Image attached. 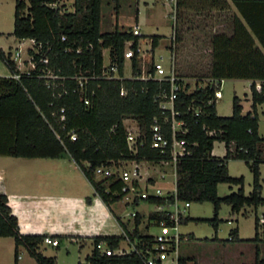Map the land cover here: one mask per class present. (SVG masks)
Returning a JSON list of instances; mask_svg holds the SVG:
<instances>
[{
	"label": "trees",
	"instance_id": "1",
	"mask_svg": "<svg viewBox=\"0 0 264 264\" xmlns=\"http://www.w3.org/2000/svg\"><path fill=\"white\" fill-rule=\"evenodd\" d=\"M103 1L73 0V12H64L62 8L55 6L57 0H15L10 35L18 39H34L42 44L41 52L49 47L48 67L57 76H72L78 72L88 76L98 75L101 72L103 49H109L110 58L116 63L121 76L125 42L133 40V45H136L138 38L132 36L131 30L100 32ZM176 1L180 5L181 0ZM231 1L238 16L233 18L231 35L218 33L211 38L209 77L260 82V87L254 82L250 84V111L242 114L240 99L233 96L231 115H217L215 103H208L213 96V88L209 86L188 92L189 86L186 85L175 102L179 118L188 126L184 138L189 150V154L181 158L176 166L177 197L189 202L212 203L214 217L195 220L208 221L215 230L222 203L229 205L231 211L236 213L244 206L257 208L264 204L259 181V164L262 162L260 146L264 142V136L258 134L257 113V106L264 105V52L253 38L254 35L264 49V35L258 29L262 22L259 17L264 18V0ZM149 39L152 46L156 47L160 37L153 35ZM88 44L92 45L90 50H86ZM78 46L85 52L76 54ZM66 48L71 50L65 52ZM0 60L10 73H18L10 51L0 49ZM42 68V64H37L29 75L20 74L19 80L0 77V156L27 159L69 157L92 187L94 195H98L111 212L110 205L121 199V195H113L121 183L119 180H97L94 169L99 165H107L110 161L140 160L143 157L152 159L158 156L148 146L139 148L137 154H132L125 143L123 125V120L132 119L148 135L153 117H160L154 101L158 83L134 78L89 79L86 96L90 103L84 105L79 93L71 90L75 87L73 80L64 81L68 91L61 95L60 79L53 81L56 87H46L45 80L38 76ZM131 73L133 76L139 73L135 57L131 60ZM163 86L167 88L168 85ZM121 89L126 90L125 96L120 95ZM60 108H64V121L59 120ZM193 108L200 109L198 115H195ZM210 130H214L215 134L208 135L207 131ZM71 131L77 135L74 141L68 136ZM215 141L224 142L226 152L223 157L211 154ZM230 142L238 149L237 153L231 154L228 151ZM229 159L243 160L252 172V190L248 195L244 194L242 177L229 176ZM220 183L240 184L241 187L236 192L219 197L217 186ZM87 201L90 202V199L87 198ZM139 221L140 216L136 215L135 230L130 235L131 238L142 236L138 229ZM254 224L253 239H239L235 227L230 229L227 241H259L256 217ZM121 225L126 229L125 225ZM0 237L13 238L14 264H17L20 246L27 250L36 264H58L56 256H45L39 251L45 235L19 232L18 219L8 205L7 196L2 193ZM98 241H105L115 247L121 238L95 236L92 237V246ZM85 261L89 264H142L135 254L105 257L95 248L85 257ZM185 262L182 259V264H186ZM253 264H264V256L261 257L257 249Z\"/></svg>",
	"mask_w": 264,
	"mask_h": 264
},
{
	"label": "rangeland",
	"instance_id": "2",
	"mask_svg": "<svg viewBox=\"0 0 264 264\" xmlns=\"http://www.w3.org/2000/svg\"><path fill=\"white\" fill-rule=\"evenodd\" d=\"M175 0H104L101 3L100 32H111L114 30L129 31L135 25L138 26L141 37L139 44L147 47L150 36L160 37L157 55L168 58L167 48L171 44L174 48V62L176 71L184 77L193 90V83L199 80L202 84L206 81L201 79L207 75L209 64L208 57V32L204 25L208 24L206 11H186L187 2L181 3V8H175ZM118 5V7H117ZM56 7L62 8L64 12H73V0H57ZM13 28V4L7 0H0V45L4 49L9 46L14 48L17 40L10 35ZM176 35V41L171 37ZM31 43L25 41L22 50L29 47ZM108 50L105 51V56ZM22 57H25L23 52ZM0 68L5 71V65L0 61ZM125 74L129 75V66L125 68ZM222 98L215 101V109L219 116L231 115L232 98L237 96L242 99L243 113L250 109L249 84L246 81L225 80L221 88ZM249 100H246V99ZM258 134L264 136V105L257 108ZM262 162L259 166V181L262 187L261 194L264 198V142L261 144ZM212 154L217 157L225 155V147L222 141L213 143ZM144 168V167H143ZM229 176L233 178L242 177L244 194L248 195L252 190L253 175L248 165L243 160L229 159L227 161ZM145 173V170H142ZM0 172L3 176V185L9 193L26 195L30 197L53 196L52 201L60 198L67 204H75L74 214L68 212L61 218L63 226L60 231L64 234H75L81 236L94 235H119L121 229L115 217L125 222V227H130L133 220L132 213L139 212L141 215L153 209V206L145 202L137 205L127 203L125 198L110 205V210L103 205L99 197L93 195V191L79 169L69 157L59 161L45 159L25 158H2L0 157ZM154 173L153 171H149ZM164 172L165 180H158L162 188L173 182L172 167L157 168L156 174ZM154 173V174H155ZM240 184L220 183L217 186V194L224 197L229 193L236 192ZM90 199V202L87 201ZM50 200V199H49ZM80 206L82 208H80ZM264 213V204L254 208L244 206L239 212H232L230 206L222 203L217 214V229L208 221L195 219H212L214 217L213 205L210 202H190L187 210L189 217L187 224L181 225L180 230L192 233L193 238L181 244L180 252L188 257L189 264H250V257L254 255L255 249H260L264 256V233H259L260 241H227L230 229L237 227L238 235L243 240H250L255 235V217ZM145 218L143 217V220ZM132 220V221H131ZM142 220V221H143ZM141 229V228H140ZM148 232L159 234L161 230L149 228ZM61 237L58 247L41 244L39 251L45 256H56L58 264H86L85 257L92 249V238L90 237ZM216 238V239H214ZM214 239V240H213ZM6 239L0 238V264H14V243L11 237V247L6 245ZM121 245L125 246L122 242ZM18 254L21 257L19 264H30L35 261L30 257L27 250L20 246ZM249 260V261H248ZM248 261V262H247Z\"/></svg>",
	"mask_w": 264,
	"mask_h": 264
},
{
	"label": "built area",
	"instance_id": "3",
	"mask_svg": "<svg viewBox=\"0 0 264 264\" xmlns=\"http://www.w3.org/2000/svg\"><path fill=\"white\" fill-rule=\"evenodd\" d=\"M176 1V0H175ZM133 37L139 38L142 36L137 25L131 29ZM65 40V37H62ZM171 40L176 41V35L171 37ZM31 43L29 47L22 50V46L25 41L19 43L16 47L14 54L11 55V60L14 61L18 73H11L10 78L19 80L20 74H30V71L36 68L37 64H42L43 68L38 75L45 80L44 85L48 88L56 87L53 83L55 79H60L61 91L59 95L67 93L68 88L64 85L65 80H73L75 87L72 88V92H78L80 100L84 105H89L90 99L86 96L87 82L89 79H128L124 76V68L127 63L129 66V79H137L141 81H154L158 83V90L154 95V101L157 103L160 111V117L155 116L149 126L148 135L139 127V125L132 119L123 120L125 128V143L128 150L132 154H137L139 148L148 146L151 150L157 153L156 158L149 159L143 157L140 160H118L110 161L107 165H99L94 169V175L97 180H119V189L113 192V195H121V198H125L127 203L133 204L135 202H145L148 205L153 206V209L146 213V220L140 231L139 238H131V234L135 230L134 223L126 229L123 228L120 222H118L121 229L119 235H113L120 237L121 241L115 247L109 245L105 241H98L93 245V248L101 255L105 257L131 255L138 256L142 264H182V258L180 254L181 243L186 239L183 237L180 226L187 218V210L190 206L189 201L181 200L177 197L176 193V166L178 162L189 154L187 149V142L184 135L188 132L187 123L179 118V111L175 109V102L178 99V95L181 91L185 90L186 82L182 76H180L175 67L174 62V48L170 44L167 48L169 52L168 58H164L162 55H157L156 50L158 46L153 47L151 40L148 39L147 47L143 48L139 42L133 45V40L125 42L123 50V69L122 75H119L118 67L113 62L109 55V49L107 55L102 50V66L101 72L98 75H85L81 72L75 73L72 76H57L53 74L52 70L48 67L49 47L45 51L41 52L42 44L37 43L34 39H28ZM92 48L91 44L86 46V50ZM71 49L66 48L65 52H69ZM25 52V57H22ZM76 54H82L85 52L78 46L75 49ZM136 58L139 73L132 75L131 73V60ZM225 79H213L209 78L204 86L197 88H204L206 86L213 88V96L208 100L209 104L215 103L216 100L222 97L221 88ZM167 84V88L163 85ZM261 83L257 84L260 87ZM264 85V83H263ZM121 96L126 95V90L121 89ZM195 115L200 112L199 108H193ZM60 121L65 120L64 108H60ZM208 135L215 134L214 130L207 131ZM69 139L71 141L76 140L77 135L74 132H69ZM241 150V148H240ZM228 151L231 154L238 152L233 142L228 144ZM144 167V168H143ZM172 167V175L174 176L173 182L165 183L168 185L166 188H162L158 184V180H165L166 174L164 172L156 174L157 168ZM145 170V173L142 170ZM153 171L154 173H150ZM108 192V190H105ZM99 197L98 195H96ZM137 213H132V219L135 218ZM157 228L161 230L159 234H152L148 232L149 228ZM257 231L264 233V213L257 217ZM124 242L125 246L121 245ZM43 243L52 247H58L60 240L45 236ZM86 264H89L86 262Z\"/></svg>",
	"mask_w": 264,
	"mask_h": 264
},
{
	"label": "crops",
	"instance_id": "4",
	"mask_svg": "<svg viewBox=\"0 0 264 264\" xmlns=\"http://www.w3.org/2000/svg\"><path fill=\"white\" fill-rule=\"evenodd\" d=\"M7 1L9 3L13 4V12H14L15 0H7ZM183 1L184 0H181V3L184 5ZM185 2H187L186 11H194V10H200L201 11V9H202L203 11H206V13H207L206 15L209 16L208 17L209 18L208 24L204 25V30L207 31L208 35H209L208 48H207V52H208L207 55L209 57V64L207 67V75L205 76V78L201 79L202 81H207L210 78L209 75H210V68H211V51H212L211 38L213 37V35L218 34V33H225L228 36L231 35L232 34V28H233L232 21H233V18L235 16H238V12H237L236 8L234 7L231 0H185ZM181 3H180V5H177V3H176L175 8L176 9L181 8L182 10H184L183 7L181 6ZM259 19L262 22L260 23V25H258V29L260 30V32H262L261 34L264 35V18L259 17ZM0 35H1V33H0ZM253 38L255 40L256 45L260 49H262V51L264 52V49L262 48V46L260 45V43L258 42L257 38L254 35H253ZM15 39L17 40L18 43L14 48L9 46L8 49H4L0 45V49L3 50L4 52L10 51L11 55H13L16 47L22 41V39H18V38H15ZM26 40L28 41V39H24V41H26ZM105 51H106V49L104 50V52ZM2 63L5 65V63L3 61H2ZM126 66H127V63L125 65V68H126ZM125 68H124L123 74L126 78H129L130 75L127 76L125 74ZM5 71H6V73H4V70L2 68H0V77L9 78L11 73H10V71L6 65H5ZM225 80L248 82V84H249V95H250V84L253 82L255 83V85L259 84L258 81H251V80H246V79H225ZM225 80H224V82H225ZM205 84L206 83L202 84L199 80H197L193 83V90L196 89L197 87L204 86ZM193 90H191V91H193ZM187 91L191 92V91H189V87H188ZM239 99H240V103L242 106V114H246L251 109V103H250L249 111H247L246 113H243V104L241 102L242 99L241 98H239ZM246 100H249V99L247 98ZM250 101H251V99H250ZM258 106H260V105H258ZM258 106H257V108H258ZM231 113H232V107H231ZM225 117H228V116H225ZM224 147H225V144H224ZM225 152H226V149H225ZM211 154H212V151H211ZM0 157L10 158L9 156H0ZM14 158H16V157H14ZM25 159H27V158H25ZM33 159H36V158H33ZM45 160H49L50 162L51 161L57 162L60 159H45ZM259 166H260V164H259ZM84 179H85V177H84ZM3 181H4V179H3V176L0 172V193L5 194L7 196L8 205L10 206L12 213L18 219V227H19V232L21 234H40V235H45V236H49V237L56 238V239H60V238L54 237V236H60V237H66V236L71 237L72 236V237H75V239H77L76 237H78V236L81 238L82 237H89V238L91 237L92 238L95 236H110V235L81 236V235H75V234L61 233L60 231H58L63 226V222L61 221V218H63V216H66L68 212L71 213L70 215H73L74 209H75V204H72V203L67 204L64 199L61 200L60 198H57L56 200L52 201L55 198L54 196H53V198L51 196L49 197L47 195L40 196L37 198H35V197L28 198L26 195L13 194V193L11 194L7 191L6 187L3 185ZM87 183H88V181H87ZM91 189H92V187H91ZM92 191H93V189H92ZM93 195H94V192H93ZM261 196H262V194H261ZM137 204H139V203H134V205H137ZM103 205H104V203H103ZM80 208H82V207L80 206ZM136 213H137V215L140 216L139 227L142 229L143 224L146 220V215L145 216L141 215L139 212H136ZM143 217L145 218L144 220H143ZM115 218L118 219V221L116 219L117 222H120L123 225L127 224L125 222H122L118 217H115ZM134 219L135 218L132 219L133 220L132 223H134ZM188 219H189V217L187 216V219L183 222L182 225L187 224ZM141 229H140V231H141ZM237 230H238V228H237ZM181 233H182L183 237L186 238L183 242L189 241L191 238H193L192 233H185L182 231H181ZM111 236H113V235H111ZM0 238L6 239V240H4V241H6V245H8V248L11 247V240H9V237H0ZM238 238L243 240L242 238L239 237V235H238ZM12 240H13V238H12ZM13 243H14V240H13ZM92 248H93V246H92ZM19 249H20V247H19ZM19 249H18V252H19ZM256 249L259 251V255L262 257L263 255L260 254V249L259 248H256ZM256 249H255V251H256ZM90 253H91V251H90ZM180 254H181V258L186 261L185 263L189 264L190 259L188 257L183 256L181 252H180ZM254 258H255V252H254V255L252 257H250V259H249V260H252V262L250 264H253ZM32 259L34 260V258H32ZM19 260H21V257L18 254L17 264H19ZM30 264H36V262H34V263L31 262ZM242 264H247V263H242Z\"/></svg>",
	"mask_w": 264,
	"mask_h": 264
}]
</instances>
